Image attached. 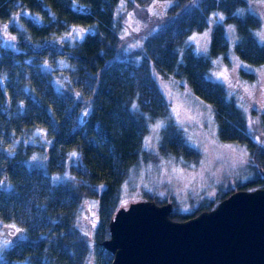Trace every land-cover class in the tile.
Listing matches in <instances>:
<instances>
[{"label": "trees", "instance_id": "16d2710c", "mask_svg": "<svg viewBox=\"0 0 264 264\" xmlns=\"http://www.w3.org/2000/svg\"><path fill=\"white\" fill-rule=\"evenodd\" d=\"M156 3L165 5L162 17L150 18L140 37L126 47L128 16L150 15L148 9ZM250 3L0 0V27L17 15L23 24V28L9 26L17 39L15 48L0 39V142L7 143L0 147V227L8 228L11 242L16 232L18 238L25 234L2 252L0 264H86L91 237L79 224L86 201L96 203L101 221L93 233L98 250L95 264H112L113 254L101 243L110 237L109 224L121 208L124 183L140 160L152 157L144 149L150 124L170 117V104L152 76V66L162 77L185 78L193 93L212 105L222 141L249 147L260 170L238 190L264 185V140L253 139L242 110L228 98L226 88L208 78L212 59L229 48L224 26H214L208 55L187 44L192 32L206 29L209 19L221 12L236 27L240 58L263 65L264 41L257 31L264 9L252 13ZM72 26L85 29L82 38H65L64 31ZM62 62L67 65L59 67ZM36 128L43 144L22 140L14 144L19 135ZM158 150L163 156L190 162L200 158L173 121L164 130ZM38 154L43 155L39 163L33 158ZM236 190L218 191V200ZM213 205L211 199L190 213L173 207L170 217L184 221Z\"/></svg>", "mask_w": 264, "mask_h": 264}, {"label": "rangeland", "instance_id": "374dc122", "mask_svg": "<svg viewBox=\"0 0 264 264\" xmlns=\"http://www.w3.org/2000/svg\"><path fill=\"white\" fill-rule=\"evenodd\" d=\"M164 6L163 3L152 4L148 9L150 15L133 13L128 16L124 40L126 47L141 35L139 33L141 27L150 18L162 17L161 10ZM262 9L264 4H261L259 0H252L250 12L258 13ZM19 13L25 17L28 16L22 9H19ZM220 17H223L222 21ZM15 18L12 23L23 28L20 15ZM35 18L40 19L38 16ZM224 18L221 12L214 14L209 19L206 29L194 31L189 35L187 44L196 53L208 55L214 26L216 23L224 26L229 48L225 54L212 59L208 78L226 88L228 98L242 110L253 139L262 141L264 140V64L255 66L240 58L236 51L239 41L236 27L226 22ZM12 23L9 22L0 27V39L5 46L15 48L14 43L17 39L9 32V26ZM84 31L85 29L81 26H72L64 31V35L68 41H73L82 38ZM257 34L258 38L264 41V35H261L264 34V20ZM192 37L196 39H191ZM141 42L142 40L137 41V43ZM66 65L67 63L62 62L58 66ZM152 76L170 104V117L150 124L144 140V149L152 157L140 160L132 168L123 186L121 208H127L132 202L151 200L150 198L156 197L162 202L172 203L174 208L186 213L193 212L211 199L214 200L212 208L214 209L221 202L217 197L218 191L229 189L238 191L239 185L253 179L260 169L256 168L251 151L245 143L226 142L219 138L218 124L212 105L195 95L185 78H178L175 75L162 77L153 66ZM25 90L28 91V87H25ZM0 107H2L1 103ZM170 121L183 130L188 144L199 151L200 158L197 162H190L184 157L160 154L158 145ZM40 133L38 128L27 130L13 142L15 144L22 140L35 145L43 144ZM6 144L5 141L3 143L1 141L0 147ZM33 158L39 163L43 155H34ZM100 222L96 203L86 201L81 209L79 221L80 226L91 237L92 251L86 264L96 263L98 250L93 240V233ZM8 236L4 227L1 226L0 260L3 258L2 252L13 244ZM24 238L25 234L22 233L18 241Z\"/></svg>", "mask_w": 264, "mask_h": 264}, {"label": "water", "instance_id": "95a60500", "mask_svg": "<svg viewBox=\"0 0 264 264\" xmlns=\"http://www.w3.org/2000/svg\"><path fill=\"white\" fill-rule=\"evenodd\" d=\"M172 211V203L152 200L118 209L101 243L112 264H264V185L184 221Z\"/></svg>", "mask_w": 264, "mask_h": 264}, {"label": "snow or ice", "instance_id": "6c2138e0", "mask_svg": "<svg viewBox=\"0 0 264 264\" xmlns=\"http://www.w3.org/2000/svg\"><path fill=\"white\" fill-rule=\"evenodd\" d=\"M259 2H260L261 4H264V0H259ZM22 15H23V14H22ZM220 20L222 21V20H223V17H220ZM261 35H264V34H261ZM191 39H196V38H195V37H192ZM133 108L135 109L136 106L133 105ZM157 127H159V125H157ZM72 155L75 156L76 153H72ZM13 227H14V226H13Z\"/></svg>", "mask_w": 264, "mask_h": 264}, {"label": "flooded vegetation", "instance_id": "af4514ba", "mask_svg": "<svg viewBox=\"0 0 264 264\" xmlns=\"http://www.w3.org/2000/svg\"><path fill=\"white\" fill-rule=\"evenodd\" d=\"M16 240H18V237L12 236V241L15 242Z\"/></svg>", "mask_w": 264, "mask_h": 264}]
</instances>
